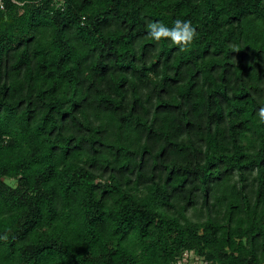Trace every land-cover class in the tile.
I'll list each match as a JSON object with an SVG mask.
<instances>
[{
	"label": "trees",
	"instance_id": "trees-1",
	"mask_svg": "<svg viewBox=\"0 0 264 264\" xmlns=\"http://www.w3.org/2000/svg\"><path fill=\"white\" fill-rule=\"evenodd\" d=\"M2 2L0 264H264V0Z\"/></svg>",
	"mask_w": 264,
	"mask_h": 264
},
{
	"label": "clouds",
	"instance_id": "clouds-1",
	"mask_svg": "<svg viewBox=\"0 0 264 264\" xmlns=\"http://www.w3.org/2000/svg\"><path fill=\"white\" fill-rule=\"evenodd\" d=\"M147 28L149 36L153 39L160 40L162 37H169L171 42L181 45L190 43L195 35L191 22L181 19L175 20L172 27L161 22H150ZM260 118L264 121V109L260 110Z\"/></svg>",
	"mask_w": 264,
	"mask_h": 264
},
{
	"label": "rangeland",
	"instance_id": "rangeland-1",
	"mask_svg": "<svg viewBox=\"0 0 264 264\" xmlns=\"http://www.w3.org/2000/svg\"><path fill=\"white\" fill-rule=\"evenodd\" d=\"M9 183H11V185L13 184L12 181H9ZM184 257H187V263L186 264H204L202 259L198 258L197 256H195L194 254H192V252H189V253H184L183 255ZM180 257L181 259L183 258ZM179 260V259H178ZM177 261V260H176ZM177 263V262H176Z\"/></svg>",
	"mask_w": 264,
	"mask_h": 264
},
{
	"label": "built area",
	"instance_id": "built-area-1",
	"mask_svg": "<svg viewBox=\"0 0 264 264\" xmlns=\"http://www.w3.org/2000/svg\"><path fill=\"white\" fill-rule=\"evenodd\" d=\"M0 9H3V2H2V0H0ZM187 253H189V252H186V254ZM193 254V253H192ZM184 255V254H183ZM182 255V256H183ZM187 257H184L183 256V258L181 259V258H179V260H177L176 262H175V264H186L187 263V259H186Z\"/></svg>",
	"mask_w": 264,
	"mask_h": 264
}]
</instances>
